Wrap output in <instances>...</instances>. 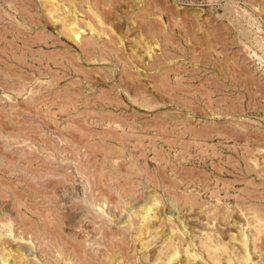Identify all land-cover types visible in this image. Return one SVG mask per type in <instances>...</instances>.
<instances>
[{
  "label": "rangeland",
  "instance_id": "obj_1",
  "mask_svg": "<svg viewBox=\"0 0 264 264\" xmlns=\"http://www.w3.org/2000/svg\"><path fill=\"white\" fill-rule=\"evenodd\" d=\"M0 264H264V0H0Z\"/></svg>",
  "mask_w": 264,
  "mask_h": 264
}]
</instances>
